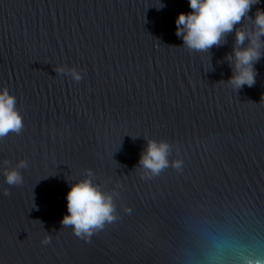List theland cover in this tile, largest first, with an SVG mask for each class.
<instances>
[{
    "label": "water",
    "instance_id": "water-1",
    "mask_svg": "<svg viewBox=\"0 0 264 264\" xmlns=\"http://www.w3.org/2000/svg\"><path fill=\"white\" fill-rule=\"evenodd\" d=\"M159 3L0 0V88L24 122L0 139V264H264V49L255 85L235 92L223 82L234 33L207 69L175 34L188 0ZM144 137L168 141L182 172L142 179ZM21 159L9 186L3 169ZM85 169L119 217L90 242L61 225Z\"/></svg>",
    "mask_w": 264,
    "mask_h": 264
},
{
    "label": "clouds",
    "instance_id": "clouds-1",
    "mask_svg": "<svg viewBox=\"0 0 264 264\" xmlns=\"http://www.w3.org/2000/svg\"><path fill=\"white\" fill-rule=\"evenodd\" d=\"M259 0H188L190 12H178L175 18V34L183 41L182 46L195 51L206 53L208 68L210 64V49L226 43L228 34L234 33V42L230 53H226L224 60L231 68V75L226 82L237 92L244 86L252 87L256 83L257 63L264 49V9L257 8L253 16L248 13ZM164 5L159 3L160 9ZM249 21L250 27L242 25ZM206 69V70H207ZM57 75L70 76L73 81L79 82L82 74L74 67L58 65L54 68ZM264 98V94H262ZM24 128L23 117L16 107V98L6 87L0 88V139L10 133L19 135ZM136 137V136H133ZM146 144L141 151L138 163L134 169H139L142 179H151L159 176L168 168L182 172L184 161L181 158L169 159L172 155V145L166 140L145 138ZM8 161H5L7 164ZM28 167L26 160L17 161L14 167L3 169L5 182L9 186H18L23 183L20 169ZM82 179L71 183L66 193L67 212L61 218L62 227H71L73 234L85 242L106 225L115 223L119 217L114 202L115 192L102 191L91 177L92 170L85 169ZM5 196L10 195L7 189ZM35 207V205H34ZM125 212H131L125 208ZM42 244L51 243V234L45 231ZM251 264V262H250ZM259 264V262H257Z\"/></svg>",
    "mask_w": 264,
    "mask_h": 264
}]
</instances>
